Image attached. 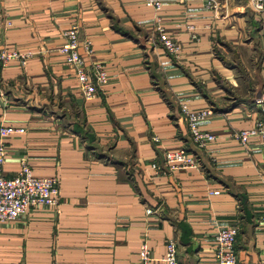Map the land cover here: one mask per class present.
<instances>
[{"label": "crops", "instance_id": "obj_1", "mask_svg": "<svg viewBox=\"0 0 264 264\" xmlns=\"http://www.w3.org/2000/svg\"><path fill=\"white\" fill-rule=\"evenodd\" d=\"M206 1L0 0V44L30 52L0 70V122L24 128L5 139L2 170L24 161L58 178L57 206L0 222V264H137L142 242L148 264H163L168 237L180 264H218L214 233L229 225L237 264H264V142L231 137L264 117V11ZM73 23L108 74L89 100L58 51ZM157 25L179 42L177 58ZM180 103L212 109L199 128L214 140L192 143ZM179 146L196 165L154 174L149 163Z\"/></svg>", "mask_w": 264, "mask_h": 264}, {"label": "built area", "instance_id": "obj_2", "mask_svg": "<svg viewBox=\"0 0 264 264\" xmlns=\"http://www.w3.org/2000/svg\"><path fill=\"white\" fill-rule=\"evenodd\" d=\"M144 4L158 9L161 0H143ZM249 7L254 12L264 11V0H247ZM207 6H214L211 0L206 1ZM191 30L193 26L187 25ZM158 39L162 47L177 58L181 50L180 44L171 35L156 26ZM195 37L194 34H191ZM63 43L58 51L63 55L65 62L73 71L77 81L78 91L84 100L95 96L97 91L108 81V74L100 61L87 60L93 48L88 38H79L78 27L70 24L63 29ZM81 49V51H80ZM29 51L19 52L0 45V70L10 60L24 63ZM257 103H263V96L255 99ZM264 111V107H261ZM179 111L189 132L191 141L196 147L202 148L205 144L215 139L211 132L201 130L198 123L211 114L209 107L191 109L185 103L179 104ZM22 126L0 122V222L13 220L23 214L31 206H57L58 204V178L54 175L38 176L33 174L30 166L22 161L19 169L11 176L3 173L2 165L5 160V139L14 133H22ZM253 136H258L264 142V117L255 120L252 126L235 129L231 137L240 145L244 146ZM156 140V136L152 137ZM196 158L183 147L166 148L161 153L159 161L153 160L149 163L150 168L156 175L169 174L173 171L196 165ZM216 193L217 191H212ZM263 229L264 242V214L258 217ZM237 234L236 225L221 226L214 233L213 258L218 264H237L234 241ZM176 239L168 237L165 240L164 253L160 260L163 264H180L176 256ZM138 263L148 264L152 260L149 248L142 242L137 250Z\"/></svg>", "mask_w": 264, "mask_h": 264}, {"label": "rangeland", "instance_id": "obj_3", "mask_svg": "<svg viewBox=\"0 0 264 264\" xmlns=\"http://www.w3.org/2000/svg\"><path fill=\"white\" fill-rule=\"evenodd\" d=\"M211 2H213V0H211ZM213 4H214V2H213ZM161 5V4H160ZM206 5H207V3H206ZM147 6V5H146ZM157 10V9H156ZM158 32V31H157ZM158 41H159V39H158ZM160 43V42H159ZM1 45V44H0ZM160 45H161V43H160ZM162 46V45H161ZM171 55V54H170ZM249 70L250 69H252V66L250 65V62H247V64L245 65ZM252 74V73H251ZM241 91V90H240ZM258 98V97H257ZM256 102V101H255ZM261 106V105H260ZM210 108V107H209ZM211 109V108H210ZM179 113H180V111H179ZM211 113H212V109H211ZM181 115V114H180ZM211 115V114H210ZM182 117V116H181ZM209 117V116H208ZM206 119V118H205ZM204 119V120H205ZM198 126H199V123H198ZM188 130V129H187ZM189 133V132H188ZM10 136V135H9ZM190 137V136H189ZM157 138V137H156ZM153 140V139H152ZM191 140V139H190ZM154 141V140H153ZM193 143V142H192ZM179 147H181V146H179ZM174 148V147H173ZM184 148V147H183ZM185 149V148H184ZM186 150V149H185ZM188 151V150H187ZM193 154V153H192ZM194 155V154H193ZM195 156V155H194ZM153 161V160H152ZM21 164V163H20ZM3 166V165H2ZM213 193V192H212ZM258 222H259V220H258ZM262 228V227H261ZM263 230V229H262ZM235 242V241H234Z\"/></svg>", "mask_w": 264, "mask_h": 264}, {"label": "trees", "instance_id": "obj_4", "mask_svg": "<svg viewBox=\"0 0 264 264\" xmlns=\"http://www.w3.org/2000/svg\"><path fill=\"white\" fill-rule=\"evenodd\" d=\"M263 103H264V98H263ZM179 226H180V228L182 229V239L184 240V232H186V231H188V229H187V227L185 226V224H183V223H181V222H179Z\"/></svg>", "mask_w": 264, "mask_h": 264}]
</instances>
